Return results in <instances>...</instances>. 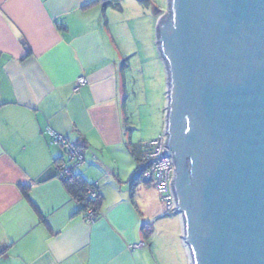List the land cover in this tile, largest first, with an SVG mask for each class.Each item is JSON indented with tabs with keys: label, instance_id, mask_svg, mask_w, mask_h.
<instances>
[{
	"label": "crops",
	"instance_id": "1",
	"mask_svg": "<svg viewBox=\"0 0 264 264\" xmlns=\"http://www.w3.org/2000/svg\"><path fill=\"white\" fill-rule=\"evenodd\" d=\"M93 1L0 0V264H173L156 238L155 187L131 190L130 145L143 143L128 126L118 10ZM47 127L81 143L73 174L101 198L92 218L56 177L66 155Z\"/></svg>",
	"mask_w": 264,
	"mask_h": 264
},
{
	"label": "water",
	"instance_id": "2",
	"mask_svg": "<svg viewBox=\"0 0 264 264\" xmlns=\"http://www.w3.org/2000/svg\"><path fill=\"white\" fill-rule=\"evenodd\" d=\"M166 148L191 264H264V0H169Z\"/></svg>",
	"mask_w": 264,
	"mask_h": 264
},
{
	"label": "rangeland",
	"instance_id": "3",
	"mask_svg": "<svg viewBox=\"0 0 264 264\" xmlns=\"http://www.w3.org/2000/svg\"><path fill=\"white\" fill-rule=\"evenodd\" d=\"M168 4L169 0H149L145 6L138 0H122V10H118L110 21L122 52L131 59V64L122 69L129 94L126 103L128 126L134 140L143 144L158 137L166 122L169 76L166 61L158 47L156 25L165 14L171 17ZM146 186V183L139 182L137 187ZM158 202L166 216L158 222L156 237H160L162 252L166 251L162 257L168 254L173 264H189V257H182L179 247V242L183 249L185 247L182 223L180 221L179 227L178 220L174 218L180 216L169 212L159 195ZM170 237L174 239L175 246H171Z\"/></svg>",
	"mask_w": 264,
	"mask_h": 264
},
{
	"label": "built area",
	"instance_id": "4",
	"mask_svg": "<svg viewBox=\"0 0 264 264\" xmlns=\"http://www.w3.org/2000/svg\"><path fill=\"white\" fill-rule=\"evenodd\" d=\"M77 82L83 84L84 77L78 78ZM46 132L49 136V142L55 145H61L64 149L66 159L57 161L55 164L56 177L64 180L73 174V170L81 165L84 161L82 149L79 143L69 137L58 134L56 131L47 127ZM167 134L165 126L162 133L155 139L146 143L144 153L139 165L141 170L140 181L146 184H152L160 200L165 204L169 212H174L176 207L175 195L172 190V180L175 175V169L172 156H163L162 152L166 148ZM91 198L97 196L94 187L88 188ZM87 217L92 218L93 210L87 208L85 210ZM143 243L132 244L130 247L135 248Z\"/></svg>",
	"mask_w": 264,
	"mask_h": 264
},
{
	"label": "trees",
	"instance_id": "5",
	"mask_svg": "<svg viewBox=\"0 0 264 264\" xmlns=\"http://www.w3.org/2000/svg\"><path fill=\"white\" fill-rule=\"evenodd\" d=\"M102 1L104 5L111 6L117 10H121V1L122 0H94L93 2H100ZM142 5L149 4V0H138ZM60 27H62L60 25ZM81 146V143H80ZM146 144H131L130 151L137 162L136 169L134 171L133 177L131 179V190L136 187L138 182H140L141 170L139 168L144 149ZM68 192L70 195L81 205L82 210H86L87 208H91L93 212H96L99 208L101 198L97 193L95 198H91L88 193L89 187H94V184H90L85 181L82 177L72 174L63 180ZM96 189V188H95ZM23 193L26 195L27 190L23 189ZM151 234V228L147 227L144 230V235L149 236Z\"/></svg>",
	"mask_w": 264,
	"mask_h": 264
}]
</instances>
